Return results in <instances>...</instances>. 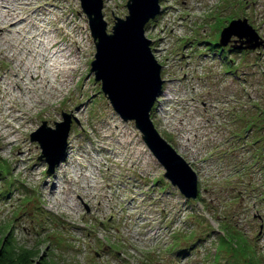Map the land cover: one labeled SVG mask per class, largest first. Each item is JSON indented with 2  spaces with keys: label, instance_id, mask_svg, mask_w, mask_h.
I'll return each instance as SVG.
<instances>
[{
  "label": "rangeland",
  "instance_id": "obj_1",
  "mask_svg": "<svg viewBox=\"0 0 264 264\" xmlns=\"http://www.w3.org/2000/svg\"><path fill=\"white\" fill-rule=\"evenodd\" d=\"M128 1L104 0L110 32L129 14ZM29 2L20 14L48 27L41 75L47 63H62L48 74V101L31 84L25 99L19 82L17 122L4 92L11 102L0 105V238L10 230L14 243L57 264H264V48L228 56L213 46L234 15L264 40V0H161L163 13L147 25L165 80L151 119L197 174L193 201L165 178L135 123L123 121L90 74L96 46L80 0ZM17 40L16 49L0 40V86L17 62L24 76L31 58L16 56ZM64 113L73 122L67 157L49 175L31 134Z\"/></svg>",
  "mask_w": 264,
  "mask_h": 264
},
{
  "label": "water",
  "instance_id": "obj_2",
  "mask_svg": "<svg viewBox=\"0 0 264 264\" xmlns=\"http://www.w3.org/2000/svg\"><path fill=\"white\" fill-rule=\"evenodd\" d=\"M89 22L96 46L91 74L101 83V89L113 109L125 122L134 121L136 129L153 155L166 169L165 177L178 187L188 199L199 194L198 177L191 166L160 134L151 112L163 93V66L156 59L152 44L146 36V25L161 12L160 0H129L126 18H118L111 32L104 15V0H80ZM233 35L246 38L249 49L263 44V38L248 23V19L233 20L221 33V45ZM224 43V44H223ZM55 128L43 122L31 134L39 143L40 160L49 164L47 173L53 174L65 157L72 119L67 113Z\"/></svg>",
  "mask_w": 264,
  "mask_h": 264
},
{
  "label": "bare ground",
  "instance_id": "obj_3",
  "mask_svg": "<svg viewBox=\"0 0 264 264\" xmlns=\"http://www.w3.org/2000/svg\"><path fill=\"white\" fill-rule=\"evenodd\" d=\"M30 5L32 4L29 2V0H0V40H4L6 44H10L12 49H16V46L14 43H12V41L15 39V37H17L18 40L23 42H21L20 44L21 49L19 48L15 52L16 56H19L22 53L21 51H24L26 53L28 52V55L31 56L29 62L26 63L27 65L26 69L24 70V76H22L19 69L20 66L17 62L14 65L16 70L13 69L11 71L12 79L2 77V86H0V105L2 108V104L8 105L9 102H11L6 100L3 103V100H5V94H9L10 98L13 101L11 102V104L14 103L15 105L14 107H9L12 110L11 115L13 116L15 122L22 118V115L18 114V112L20 111L18 110L16 105L17 102L23 98L21 95L23 91L19 82L22 81V83H24V88L27 90V92L24 94V96H26L25 99H28L29 101L31 100L29 95V92H31L32 90L30 86L31 84L33 88L38 86V88L40 89H46V92L44 93H49V95L47 94L48 96H44L43 98L48 101L54 97L51 96L52 92H50L49 90L50 86L54 87V85L51 84L48 74L54 75L55 73L57 76L58 73L56 69L59 67L58 63H62V61L60 60H53L55 58L56 52L51 53V60H53V63H47L45 65V69L42 71L43 75H41L39 68L41 67L43 60H45L46 55H48V51L45 47L47 43L40 39L43 37L44 34L48 33V27L47 25H41L44 20H40L39 22H31L29 17L22 16V13L20 14L19 10L22 6ZM22 30H24L25 33H22ZM34 44H36V46H34ZM261 47L262 45L259 46L257 50H259ZM38 49H40V51H38ZM23 64L25 65V63ZM27 79H30V82H28ZM35 96H37V98H40L41 100V97L39 95ZM8 127L11 126L7 125L4 129ZM13 133L14 132H10L9 135H12ZM53 189H55V187H53ZM71 202V207L75 209L76 204L73 203V198H71Z\"/></svg>",
  "mask_w": 264,
  "mask_h": 264
},
{
  "label": "trees",
  "instance_id": "obj_4",
  "mask_svg": "<svg viewBox=\"0 0 264 264\" xmlns=\"http://www.w3.org/2000/svg\"><path fill=\"white\" fill-rule=\"evenodd\" d=\"M230 241L237 239L230 234ZM228 238L226 234L224 237ZM0 264H57L49 254H42L36 249H28L12 241V233L8 230L6 236L0 238Z\"/></svg>",
  "mask_w": 264,
  "mask_h": 264
},
{
  "label": "flooded vegetation",
  "instance_id": "obj_5",
  "mask_svg": "<svg viewBox=\"0 0 264 264\" xmlns=\"http://www.w3.org/2000/svg\"><path fill=\"white\" fill-rule=\"evenodd\" d=\"M235 15L232 17V19L230 20V22L235 19ZM237 18V17H236ZM239 18V17H238ZM227 22V20H226ZM230 22H227L226 24L224 25H220L217 30H216V33H215V37H216V40H215V50L216 51H221L222 53L228 55V56H231V54H236V55H242L244 53V55H249L251 53H258L257 50H248V43H247V39L244 37V38H239L238 35H233L232 37H230L229 39H227L226 41V44H224V46H220V34H221V31L222 29L227 26ZM264 48V43L262 45V47L260 48V50ZM235 62L233 61L232 59V63ZM235 71H238L237 69H235Z\"/></svg>",
  "mask_w": 264,
  "mask_h": 264
}]
</instances>
